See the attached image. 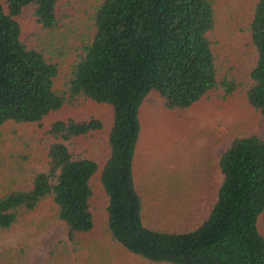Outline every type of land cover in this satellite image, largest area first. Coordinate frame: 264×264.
<instances>
[{
    "label": "trees",
    "instance_id": "16d2710c",
    "mask_svg": "<svg viewBox=\"0 0 264 264\" xmlns=\"http://www.w3.org/2000/svg\"><path fill=\"white\" fill-rule=\"evenodd\" d=\"M61 0H0V126L36 123L80 98L111 108L108 151L102 160L71 147L73 139L101 129L98 117L56 118L46 132V165L30 184L0 194V228L50 197L68 237L93 230L92 179L106 197L104 227L110 239L149 264H264V138L233 137L218 156L221 182L200 224L185 230L145 223L136 182V157L146 98L158 94L167 110L183 112L211 90L230 96L237 85L221 75L211 31V0H100L93 34L71 64L65 87L55 88L60 61L22 38L18 15L33 7L44 29L59 25ZM249 33L255 60L244 94L264 115V0L253 5ZM43 264H55L47 260Z\"/></svg>",
    "mask_w": 264,
    "mask_h": 264
},
{
    "label": "rangeland",
    "instance_id": "374dc122",
    "mask_svg": "<svg viewBox=\"0 0 264 264\" xmlns=\"http://www.w3.org/2000/svg\"><path fill=\"white\" fill-rule=\"evenodd\" d=\"M100 0H61L60 22L44 29L32 6L18 15L23 40L44 49L60 61L55 88L62 90L71 64L93 34L92 15ZM215 24L213 50L221 75L234 79L237 89L225 98L214 89L183 112L167 110L158 94L146 98L144 124L136 157V182L143 198L146 224L185 230L201 223L213 205L221 182L217 159L236 136L257 134L264 138V115L246 100L244 91L255 60L249 22L256 0H211ZM90 115L103 122L101 129L76 137L75 153L102 160L108 151L107 132L112 114L108 105L80 98L66 103L36 123L7 122L0 126V194L30 184L32 174L46 165V132L56 118ZM92 231L68 237L64 221L56 217V204L43 198L9 229L0 228V264H149L114 243L104 227L106 197L98 180L92 179ZM258 225L264 234V211Z\"/></svg>",
    "mask_w": 264,
    "mask_h": 264
},
{
    "label": "crops",
    "instance_id": "0c3cea01",
    "mask_svg": "<svg viewBox=\"0 0 264 264\" xmlns=\"http://www.w3.org/2000/svg\"><path fill=\"white\" fill-rule=\"evenodd\" d=\"M154 94H156V93H154ZM152 95V94H151ZM138 150V149H137Z\"/></svg>",
    "mask_w": 264,
    "mask_h": 264
}]
</instances>
